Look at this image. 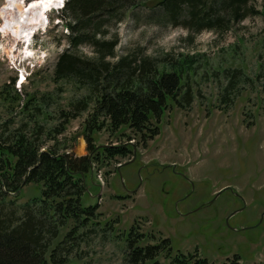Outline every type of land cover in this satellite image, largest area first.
I'll return each instance as SVG.
<instances>
[{"label": "rangeland", "instance_id": "1", "mask_svg": "<svg viewBox=\"0 0 264 264\" xmlns=\"http://www.w3.org/2000/svg\"><path fill=\"white\" fill-rule=\"evenodd\" d=\"M36 1L26 0L24 11ZM7 5L0 0V91L14 79L20 100L5 102L0 94V122L17 126L36 120L46 128L55 126L70 102L88 94L87 84L79 83L76 75L54 79L59 54L68 50L93 61L96 55L88 44L68 46L70 30L59 9L47 13V27L29 42L3 30L11 18L3 12ZM148 6L129 8L115 26L113 20L101 23L112 25L110 31L118 36L114 56L106 60L114 64L124 59V69L148 59L159 71L181 70L180 90L174 98L165 97L159 133L153 138L122 136L129 132L124 126L115 133H94L97 149L128 143L135 151L117 162H93L83 203L96 205L99 215L95 223L80 228L87 233L68 264H125L124 238L134 224L140 231L169 238L174 252L197 250L212 264H264V224L254 226L264 210V14L229 28L195 31L185 21L186 6L174 23L161 8ZM19 62L30 74L23 83L25 72L14 67ZM6 88L11 91L4 95L15 94ZM29 94L37 101L23 111ZM27 111L38 115L29 117ZM84 117L70 119L58 135L62 143L78 134L68 148L75 157L88 154L81 134ZM224 187L231 190L213 200ZM7 195L4 211L18 213L25 201L40 195V188L28 183L21 192ZM67 230L63 227L58 239Z\"/></svg>", "mask_w": 264, "mask_h": 264}, {"label": "trees", "instance_id": "2", "mask_svg": "<svg viewBox=\"0 0 264 264\" xmlns=\"http://www.w3.org/2000/svg\"><path fill=\"white\" fill-rule=\"evenodd\" d=\"M149 4L150 0L66 1L60 16L70 30L68 46L88 44L96 57L93 61L63 51L55 62L54 79L76 75L79 83L87 84L88 94L70 102V108L61 111L62 121L49 128L36 120L22 121L17 126L10 120L0 122V264H68L73 249L81 245L87 233L79 232L80 228L95 223L99 215L96 205L83 203L82 177L86 179L93 162L109 164L132 154L128 143L97 149L94 133L102 130L115 133L124 126L129 132H121L122 136H139L141 141L159 133L157 122L165 97L174 98L180 90L181 70L171 67L174 61L169 62L172 70L159 71L148 59L127 69L122 68L124 59L114 64L106 60L114 56L118 44L116 31H110L112 25L129 8ZM182 6L187 9L185 21L195 31L229 28L249 16L264 14V0H156L148 8H161L174 23ZM103 16H106L103 20L93 22ZM111 20V27L101 24ZM261 67L264 69V65ZM7 85L0 91L3 101L20 100L14 79L11 86ZM6 87H11L15 94L4 95L11 91ZM36 101L29 94L22 104L23 111ZM34 109L39 111V107ZM81 114H85L81 134L88 154L75 157L68 148L69 141L78 134L62 143L58 135L64 132L70 119ZM35 115L38 113L27 111V116ZM28 183H36L40 195L25 201L18 213L15 209L5 212L2 205L7 194L21 192ZM63 227L68 230L58 239ZM124 241L125 264H212L197 250L174 252L169 238L160 232L140 231L135 224L128 229Z\"/></svg>", "mask_w": 264, "mask_h": 264}, {"label": "bare ground", "instance_id": "3", "mask_svg": "<svg viewBox=\"0 0 264 264\" xmlns=\"http://www.w3.org/2000/svg\"><path fill=\"white\" fill-rule=\"evenodd\" d=\"M26 0H7V8L3 9L4 13L10 14L11 18L7 19L5 28L14 33L15 36L29 42L30 37L38 29L47 27V13L52 8H58L64 0H40L34 2L27 11H24L23 4ZM14 9L15 12H12ZM26 53H29L27 51ZM24 79V78H23ZM24 80H22L23 83Z\"/></svg>", "mask_w": 264, "mask_h": 264}, {"label": "water", "instance_id": "4", "mask_svg": "<svg viewBox=\"0 0 264 264\" xmlns=\"http://www.w3.org/2000/svg\"><path fill=\"white\" fill-rule=\"evenodd\" d=\"M102 146H105V145H102ZM132 151H133V152L135 151V147H133V150H132ZM121 165H122V164H120L119 166H121ZM82 180H83V183H84V186H85V190H87V187H86V184H85V178L82 177ZM228 189L231 190V187H224V188L220 189V190L215 194L213 200H214L218 195H220L223 191L228 190ZM235 195H236L237 197L241 198L236 192H235ZM213 200H211V201H213ZM242 209H243V208H239V209H237V210L231 212V213L226 217V222H228V219H229L233 214H235L236 212H238V211H240V210H242ZM257 224H258V223H257ZM257 224H255L254 226H257ZM254 226H250V227H254Z\"/></svg>", "mask_w": 264, "mask_h": 264}, {"label": "flooded vegetation", "instance_id": "5", "mask_svg": "<svg viewBox=\"0 0 264 264\" xmlns=\"http://www.w3.org/2000/svg\"><path fill=\"white\" fill-rule=\"evenodd\" d=\"M232 192L235 194L234 191H232ZM235 196H236V195H235ZM240 199H241V198H240ZM257 223H258V224H257ZM256 224H257V226L264 224V210L261 211V213H260V215H259V218H258Z\"/></svg>", "mask_w": 264, "mask_h": 264}, {"label": "built area", "instance_id": "6", "mask_svg": "<svg viewBox=\"0 0 264 264\" xmlns=\"http://www.w3.org/2000/svg\"><path fill=\"white\" fill-rule=\"evenodd\" d=\"M97 178H98L99 180H101V178H100V176H99V175H97Z\"/></svg>", "mask_w": 264, "mask_h": 264}]
</instances>
